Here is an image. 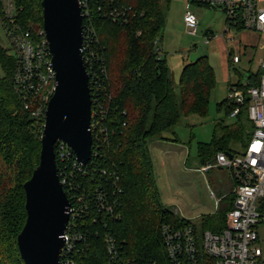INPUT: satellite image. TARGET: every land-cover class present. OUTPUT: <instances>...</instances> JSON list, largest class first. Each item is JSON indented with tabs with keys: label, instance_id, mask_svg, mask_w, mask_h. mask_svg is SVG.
<instances>
[{
	"label": "trees",
	"instance_id": "trees-1",
	"mask_svg": "<svg viewBox=\"0 0 264 264\" xmlns=\"http://www.w3.org/2000/svg\"><path fill=\"white\" fill-rule=\"evenodd\" d=\"M13 1L16 23L38 39L43 28L41 0ZM169 2L166 0L167 5ZM82 11L87 12L83 18L84 37L89 36L94 53L85 63L92 109L95 103L102 107L105 130L97 157L90 160L86 174L74 173L70 164L65 171L72 173L73 179L77 177L80 191H96L98 185L108 181L102 171L115 172L122 193L114 213L94 223L100 234L89 240L90 247H83L77 263L104 259L103 223L123 245L127 256L137 262L163 258L162 224L220 232L225 227L226 213L233 208L232 190L214 213L204 215L198 225L191 224L162 206L149 154L150 143L166 140L163 133L177 126L182 117L207 116L216 80L207 57L184 66L176 94L172 74L157 46L165 27L161 0H87ZM122 46L123 57L115 59ZM114 63L120 70L116 84L112 76ZM16 67L15 56L0 45V264H24L17 246V236L26 220L23 186L39 163L44 124L43 117L34 118L24 108L14 83ZM248 80L256 85L258 74L250 75ZM231 110L226 99L217 104V112L226 117ZM249 130L244 112L231 124L223 119L215 121L210 142L198 143L200 165L214 162L218 152L232 151L230 145L244 144ZM92 141L94 144L93 135Z\"/></svg>",
	"mask_w": 264,
	"mask_h": 264
},
{
	"label": "built area",
	"instance_id": "built-area-1",
	"mask_svg": "<svg viewBox=\"0 0 264 264\" xmlns=\"http://www.w3.org/2000/svg\"><path fill=\"white\" fill-rule=\"evenodd\" d=\"M79 2L82 7L86 6L87 0ZM191 3L216 9L224 15L227 41L235 38L232 31L257 33L264 40V0H191ZM2 10V26L13 49L12 55L17 59L14 83L24 108L34 118H44L55 89V71L44 30L39 31L38 39L23 30L16 23L13 0H2ZM85 16L87 12L83 13V18ZM183 20L189 34L195 36L199 24L196 15L187 11ZM88 37H84V63L94 56ZM214 37L213 34H206L204 43L208 44ZM231 52L232 63H240V52ZM257 74L256 85H250L249 80L243 84H230L225 98L232 107L228 117L235 122L244 112L250 126L244 144L238 145V150L218 152L214 162H207L199 168L203 173L213 169L226 171L232 180L234 204L226 213L225 227L215 233L208 230L202 232L198 226L162 224L163 258L137 262L127 256L123 245H119L113 232L106 229V223H103L104 259L99 261L98 257L97 262L92 264H264V57ZM103 121V109L95 103L94 109L91 106L90 129L94 138L91 160L97 157L98 146L103 139ZM54 152L58 176L70 204L60 264H78L77 257L83 253V247H90L89 240L98 238L100 234L94 223L114 213L122 191L116 183L118 176L115 172L107 174L105 171L102 173L108 181L104 185H98L96 191L84 188L80 191L77 177L73 179L72 173L65 171L67 164L72 166L74 173L86 174L91 162L86 165L79 163L69 146L62 141L56 143ZM210 196L217 208L225 197L217 199L213 192Z\"/></svg>",
	"mask_w": 264,
	"mask_h": 264
},
{
	"label": "rangeland",
	"instance_id": "rangeland-1",
	"mask_svg": "<svg viewBox=\"0 0 264 264\" xmlns=\"http://www.w3.org/2000/svg\"><path fill=\"white\" fill-rule=\"evenodd\" d=\"M0 1L2 3V0ZM161 1L165 27L157 46L162 47L161 38H164L168 50H163V55L174 68L172 79L175 93L179 94V77L185 64L192 63L199 57H207L209 64H213L216 70L215 87L210 94L207 116L182 117L177 126L163 133L166 140L156 139L149 145L162 206L169 208L174 215L187 219V222L198 225L204 215L217 210L215 200L210 196L211 192L218 199L227 195L233 187L226 171L218 169L207 173L197 171L200 166L197 158L198 143L210 142L215 121L223 119L226 124L234 122L223 112H217V104L226 98L229 84L237 82L243 84L250 75L258 73L260 61L264 57V40L257 33L232 31L235 38L229 42L224 36V15L220 11L193 5L190 3L191 0H170L168 5L166 0ZM187 10L194 13L198 19L195 36L190 35L184 25L183 18ZM207 32H212L215 37L205 44ZM0 45L8 49L10 54L14 53L1 22ZM228 45L230 51L240 52V63L231 65L230 59L228 62L229 51L226 52ZM243 48L245 49L242 50ZM123 53L124 46L115 54V59L121 60ZM119 71L117 64L114 63L113 84H116L119 78ZM172 139L178 140L179 143L172 142ZM230 149L239 148L230 145ZM186 161L187 164H184Z\"/></svg>",
	"mask_w": 264,
	"mask_h": 264
},
{
	"label": "water",
	"instance_id": "water-1",
	"mask_svg": "<svg viewBox=\"0 0 264 264\" xmlns=\"http://www.w3.org/2000/svg\"><path fill=\"white\" fill-rule=\"evenodd\" d=\"M41 8L55 89L45 111L39 163L23 186L26 220L17 246L24 264H60L70 204L58 176L54 148L62 141L79 163L91 160L92 104L79 0H41Z\"/></svg>",
	"mask_w": 264,
	"mask_h": 264
},
{
	"label": "crops",
	"instance_id": "crops-1",
	"mask_svg": "<svg viewBox=\"0 0 264 264\" xmlns=\"http://www.w3.org/2000/svg\"><path fill=\"white\" fill-rule=\"evenodd\" d=\"M191 3V2H190ZM193 5H196V4H193ZM197 6V5H196ZM189 8V7H188ZM187 11H189V10H187ZM186 11V12H187ZM185 12V13H186ZM191 12V11H190ZM206 34H213L212 32H207ZM205 34V35H206ZM162 40V41H161ZM161 48H158L159 49V51H160V53H161V55H162V57H163V59L166 61V63H167V66L169 67V69H170V72H171V74L172 75H174V68H172L170 65H169V63H168V61H167V58L165 57V55H163V53H164V51H166V50H168V48L167 47H165V42H164V38L162 39L161 38ZM245 48H243L242 50H244ZM164 50V51H163ZM227 51H229L228 53V62H229V59H230V62H231V65L233 64L232 63V61H231V55H232V52L230 51V49H229V45H228V47H226V52ZM209 62V61H208ZM240 62H241V58H240ZM186 65V64H185ZM184 65V66H185ZM211 65V67L213 68V71H214V74H215V67H214V65L213 64H210ZM184 66L182 67V70H183V68H184ZM182 70H181V72H182ZM215 79H216V74H215ZM237 83H240V82H237ZM230 85V84H229ZM229 85H228V87H229ZM228 90V89H227ZM227 94V93H226ZM172 142H174L173 141V139H172ZM179 142V141H178ZM177 143V142H176ZM236 146H238V145H236ZM198 158V157H197ZM199 160V159H198ZM153 161V160H152ZM184 164H187V161L186 162H184ZM199 165H200V163H199ZM204 164H202V165H200L199 167H202ZM199 167H198V169H197V171H199ZM153 168H154V172H155V167H154V162H153ZM209 172V171H208ZM203 173V172H202ZM207 173V172H206ZM155 176H157L156 174H155ZM157 178V177H156Z\"/></svg>",
	"mask_w": 264,
	"mask_h": 264
}]
</instances>
